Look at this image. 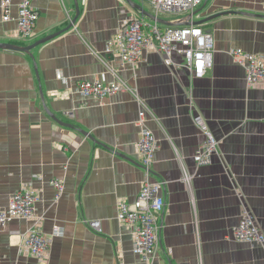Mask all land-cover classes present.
<instances>
[{
    "label": "crops",
    "instance_id": "0c3cea01",
    "mask_svg": "<svg viewBox=\"0 0 264 264\" xmlns=\"http://www.w3.org/2000/svg\"><path fill=\"white\" fill-rule=\"evenodd\" d=\"M1 1L0 42L20 46L65 29L76 2L80 8L73 27L31 54L0 48V202L7 206L23 185L36 191L44 233L62 229L48 264H141L130 230L117 219L119 200L132 204L145 180L137 97L123 90L94 100L77 92L82 80L117 77L136 87L159 141L153 179L165 181L166 208L155 264H264V245L232 236L245 210L264 232V87H248L231 53L264 55V0H206L196 9L195 20L232 11L201 24L215 40L214 66L201 78L166 66L150 50L135 76L108 53L124 12L141 14L127 0H33L40 18L27 39L15 20H3ZM12 1L15 17L22 0ZM198 117L219 142V155L206 165L194 158L206 141ZM52 180L65 184L59 199ZM89 220H100L102 232ZM31 224L15 218L0 226V264H42L19 250Z\"/></svg>",
    "mask_w": 264,
    "mask_h": 264
},
{
    "label": "built area",
    "instance_id": "2783aa9c",
    "mask_svg": "<svg viewBox=\"0 0 264 264\" xmlns=\"http://www.w3.org/2000/svg\"><path fill=\"white\" fill-rule=\"evenodd\" d=\"M152 12L157 17L163 14H188L194 12L206 0H146ZM3 20L17 22V34L21 38H29L34 34L40 18L39 11L34 8L33 0H22L18 12L13 16V1L2 0ZM125 13V17L116 32L109 40L107 51L118 59L123 66L136 68L141 62L146 50L159 52L166 66L177 68L184 66L193 77H204L214 66L215 40L212 33L205 31L201 25L167 26L157 21L146 22L135 14ZM232 55L237 63L246 70L248 87H264V55L235 49ZM181 56V62L177 61ZM129 90L137 97L139 104V119L141 136L137 141V153L145 171L140 194L130 204L124 199L118 202L117 219L128 227L133 239V251L141 259V264H155L158 252L162 246L163 215L166 208L165 181L153 179L154 158L159 147V141L153 130L146 123L149 108L138 97V91L119 77L113 81L97 78L85 79L78 84L77 92L83 98L102 100L120 91ZM196 124L205 132L206 141L199 148L194 158L197 165L212 162L219 155V142L211 133L202 118H196ZM191 176L187 171L184 180L189 182ZM56 188L57 199L65 190L64 182L52 180ZM39 198L36 191L29 185H23L13 193L8 205L0 202V226L19 218L30 221L31 226L22 234L19 250L23 254L36 257L42 264H48L53 236L62 233L56 226L53 236L44 233L43 217L37 213L36 204ZM88 225L96 232H102L100 220H89ZM233 239L239 242L258 243L264 245V232L259 227L256 217L245 210L241 221L232 229Z\"/></svg>",
    "mask_w": 264,
    "mask_h": 264
},
{
    "label": "water",
    "instance_id": "95a60500",
    "mask_svg": "<svg viewBox=\"0 0 264 264\" xmlns=\"http://www.w3.org/2000/svg\"><path fill=\"white\" fill-rule=\"evenodd\" d=\"M128 3L131 5V7L139 12H141L142 14H144L145 16L149 17L150 19H152L153 21H157L160 24L163 25H167V26H182V25H201L209 20H212L218 16L224 15V14H228L230 12H222V13H218L215 15H212L210 17L204 18L202 20H195L194 16H196L198 14V11H194L192 13H190L189 15H187L186 17L182 18V19H178V20H168V19H163L161 17H157L156 15L146 11L143 9V7L137 3H134L132 0H127ZM76 16L73 18V20L71 21V23L68 25V27H66L65 29H62L60 31H57L53 34H50L44 38H41L39 40H37L36 42H34L31 45L28 46H20V45H16V44H12V43H2L0 42V48H4V49H12V50H18V51H24L27 52L29 54L32 53V50L39 46L42 45L50 40H52L53 38H55L56 36L60 35L62 32H64V30L70 29L71 27H73L80 15V8L78 6V3L76 2ZM65 125H69L68 123H63ZM84 132V131H83ZM85 133V132H84Z\"/></svg>",
    "mask_w": 264,
    "mask_h": 264
},
{
    "label": "rangeland",
    "instance_id": "374dc122",
    "mask_svg": "<svg viewBox=\"0 0 264 264\" xmlns=\"http://www.w3.org/2000/svg\"><path fill=\"white\" fill-rule=\"evenodd\" d=\"M135 2H137V4H139V5H141L144 10H146V11H148V12L153 14L151 6L149 5V3L146 0H135ZM174 16H175V14L167 13V14H163L161 16V18L170 20ZM139 18H141V19H143V20H145L147 22H153L152 19H150L149 17L145 16L142 13L139 15Z\"/></svg>",
    "mask_w": 264,
    "mask_h": 264
}]
</instances>
